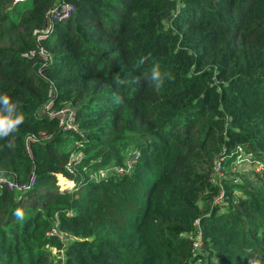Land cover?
I'll return each mask as SVG.
<instances>
[{"label":"trees","instance_id":"16d2710c","mask_svg":"<svg viewBox=\"0 0 264 264\" xmlns=\"http://www.w3.org/2000/svg\"><path fill=\"white\" fill-rule=\"evenodd\" d=\"M53 1L0 0V95L24 117L0 138V175H35L0 192V264H51L48 248L63 264H193L189 237L223 264H264V189L214 172L242 151L264 177V0H64L73 16L37 43ZM154 64L173 77L160 88ZM134 151L128 174L88 178ZM212 176L239 211L209 207Z\"/></svg>","mask_w":264,"mask_h":264},{"label":"built area","instance_id":"2783aa9c","mask_svg":"<svg viewBox=\"0 0 264 264\" xmlns=\"http://www.w3.org/2000/svg\"><path fill=\"white\" fill-rule=\"evenodd\" d=\"M19 1H24V0H13V2H19ZM76 11V6L74 3L69 2V1H64V0H54L53 4L45 11L44 13V28L40 32H35V41L38 43L39 41L46 39L50 34L53 33L55 26L57 25H62L65 24L68 20L71 19L73 16L74 12ZM33 52H29L28 54L22 55L23 57H30L32 56ZM38 57L41 58V60L46 63L47 62V57L43 54L41 48L38 46V50L36 52ZM42 67V66H41ZM40 73V69L38 70ZM51 104L52 102L50 101L43 109V113H47L49 118H55L57 120L58 127L64 131V132H73L78 134L80 137L82 136L79 133L78 126L76 122L74 121V113L71 112V110L67 109V107H61L60 109L56 111H51ZM240 151V150H239ZM250 158V156H248ZM78 157H72L69 162H67L65 166V171L67 173L72 172L71 168V162L72 161H78ZM241 159V158H239ZM251 159V158H250ZM129 159L125 160L123 162V167H113V168H107V169H98L96 172L93 174L89 175L90 180H100L104 177H106L109 173H115V175H121V174H128L130 170V164H126L125 162L128 163ZM252 162V161H251ZM257 165L255 168L258 169ZM261 168V166H260ZM219 171V163L216 164L214 168V172L217 174ZM260 171H263L260 169ZM218 177H220L217 174ZM57 180L59 183H65L66 185H71L73 184L71 181H66L63 177L58 176ZM56 180V182H57ZM58 182L56 183L59 187ZM35 184V175L33 172H31L23 181H19L14 179L13 176H4L0 175V192L6 191L8 193H13L17 195H21L23 193L28 192L33 188ZM73 187V186H72ZM72 187H69L68 189H71ZM60 188V187H59ZM67 189V190H68ZM196 222V221H195ZM196 229L197 225L194 224ZM199 231L197 230L196 236L199 237ZM47 236H55L59 240H62L65 237V234H60L56 231V229L53 227L50 229L49 232L46 233ZM199 239L195 240V242H198ZM197 245L196 243L193 244V248H196Z\"/></svg>","mask_w":264,"mask_h":264},{"label":"rangeland","instance_id":"374dc122","mask_svg":"<svg viewBox=\"0 0 264 264\" xmlns=\"http://www.w3.org/2000/svg\"><path fill=\"white\" fill-rule=\"evenodd\" d=\"M67 109L71 110L72 113H74L73 109L68 108ZM71 143H67L66 147L70 148L71 147ZM240 156H237V158L235 159V162H233V165L231 167V165H229L228 169L226 171H222V172H218V175L220 176V178H228L230 180L236 183H248L249 185L251 184L252 186H254L255 188H262L264 189V177L263 175H260V177H255L254 173L255 172H263L260 171V166H258V169L255 168V165L253 162H251V159L248 157L249 155H246L245 152L243 153L242 151L239 152ZM125 156V155H124ZM137 153L136 151H134L131 154H126L125 156V160L129 159L128 163L125 162L126 164H130V166L132 164H134ZM241 158V159H239ZM220 167V165H219ZM220 169V168H219ZM214 174V172H213ZM245 176V177H244ZM220 178H216V180H214V176L211 177L210 182L213 183V180L215 181L214 184L217 187V193L215 195H213L211 198V203L209 204V207H229L230 209H236L237 211H239V205H237V200L239 199V192L235 189L231 190L230 195L228 197H226L225 194V189H224V185L221 184V180ZM57 180V178H56ZM58 182V180H57ZM210 183V184H211ZM59 187L56 185L57 190L56 192H62V191H67V189L69 187H72L73 184L71 185H66L65 183H59ZM68 190H72V189H68ZM219 210H223V209H219ZM193 224H196L198 227V223L194 222ZM200 236V233H199ZM199 238V237H198ZM189 240L192 242V246L193 244L196 243L197 247L194 248V252L196 255H200V257L196 258V260L193 262V264H223L224 262L218 257H207V252L205 251V249L202 248L200 240H198V242H195L193 240V238L189 237ZM48 251L50 252L51 256L49 258V261L51 262V264H63L64 262V258L62 255L61 251H56L54 248H48ZM209 253V252H208Z\"/></svg>","mask_w":264,"mask_h":264},{"label":"clouds","instance_id":"9594fccd","mask_svg":"<svg viewBox=\"0 0 264 264\" xmlns=\"http://www.w3.org/2000/svg\"><path fill=\"white\" fill-rule=\"evenodd\" d=\"M165 77L173 79L170 73H162L160 66L154 64L151 69V81L155 87L163 86ZM10 97L7 94L0 95V102L4 105V110L0 111V138L7 137L9 133L17 130L20 124L23 123V113L17 112L15 104L10 103ZM17 215L22 219V213L17 212Z\"/></svg>","mask_w":264,"mask_h":264}]
</instances>
